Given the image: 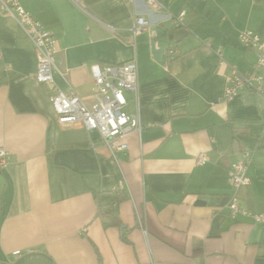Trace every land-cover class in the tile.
<instances>
[{"label":"crops","instance_id":"obj_1","mask_svg":"<svg viewBox=\"0 0 264 264\" xmlns=\"http://www.w3.org/2000/svg\"><path fill=\"white\" fill-rule=\"evenodd\" d=\"M160 1L22 0L56 40L52 82L34 79L31 40L0 15V264H264V223L228 207L235 197L264 212V92L223 97L230 65L248 72L256 61L238 34L264 35V0ZM135 14L148 27L133 41ZM178 28L188 32L175 42ZM133 60L141 130L127 149L58 122L55 89L93 104L91 66ZM242 152L249 182L234 187L229 167ZM110 190L117 225L99 212Z\"/></svg>","mask_w":264,"mask_h":264},{"label":"built area","instance_id":"obj_2","mask_svg":"<svg viewBox=\"0 0 264 264\" xmlns=\"http://www.w3.org/2000/svg\"><path fill=\"white\" fill-rule=\"evenodd\" d=\"M144 1L151 9L163 7L160 0ZM0 15L13 18L31 40L36 56L34 79L38 82H52L53 71L58 70L61 64L54 36L23 7L22 0H0ZM182 15L183 12L175 17L176 23L181 21ZM147 27L148 21L142 15L135 14L129 28L132 40L134 41L135 36ZM238 38L243 46L256 51L257 58L248 72H241L234 65H230V74L223 96L227 99L244 89L264 92V71L262 70L264 67V35L251 30H242ZM169 52L172 53L173 50L170 49ZM91 71L95 92L98 95L96 102L88 104L76 93L66 94L60 89H55L50 101L57 120L61 124L97 130L111 151L125 150L128 147L126 137L132 132L141 130L136 61L104 66L94 64L91 66ZM125 93L133 96L137 106L135 112L127 110ZM6 153V150L0 146V168L6 166ZM205 159L204 154H199L196 162L202 163ZM248 162V152H242L240 158L230 164L229 174L234 187L249 182ZM228 207L229 215L233 219L240 214L250 217L254 222L264 223V212H254L242 207L235 197L230 199Z\"/></svg>","mask_w":264,"mask_h":264},{"label":"trees","instance_id":"obj_3","mask_svg":"<svg viewBox=\"0 0 264 264\" xmlns=\"http://www.w3.org/2000/svg\"><path fill=\"white\" fill-rule=\"evenodd\" d=\"M100 199L98 202L99 212L103 215H108L112 217V224L117 225L116 220V203L120 199V195L113 191L102 192L100 194Z\"/></svg>","mask_w":264,"mask_h":264},{"label":"water","instance_id":"obj_4","mask_svg":"<svg viewBox=\"0 0 264 264\" xmlns=\"http://www.w3.org/2000/svg\"><path fill=\"white\" fill-rule=\"evenodd\" d=\"M187 30L184 28H178L173 33L169 35V38L174 40L175 42L179 41L183 36L187 34Z\"/></svg>","mask_w":264,"mask_h":264}]
</instances>
